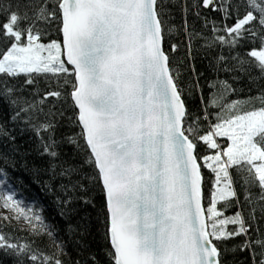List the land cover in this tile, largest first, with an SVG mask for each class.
<instances>
[{"label":"snow or ice","instance_id":"6c2138e0","mask_svg":"<svg viewBox=\"0 0 264 264\" xmlns=\"http://www.w3.org/2000/svg\"><path fill=\"white\" fill-rule=\"evenodd\" d=\"M167 2L0 0V43L6 46L0 50V103L9 108L11 121L23 120L36 135L41 155L49 157L52 179L67 180L60 184L66 197L58 199L60 204L70 211L77 200L92 204L90 186H100L107 211L109 264H227L225 257L237 248L251 249L253 264H264V233L257 227L252 239L248 236L252 226L246 222L264 219V89L256 97L229 101L236 89L227 81H216L209 87L218 85V90L207 102L201 93L203 107L190 115L178 75L162 48ZM193 6L197 17L201 7L220 13L219 23L204 18L212 32L207 47L218 44L235 50L244 42H259V48L244 54L247 59L231 56L234 63L223 70L247 75L250 82L264 80V0H195ZM229 19L234 20L232 25L227 24ZM184 27L187 31V21ZM52 33L62 35V40L42 42ZM187 35L191 42L200 34ZM176 48L172 45L173 51ZM226 59L221 55L217 63ZM251 69L259 75L253 78ZM21 74L26 77L23 84L11 82ZM41 74H50L45 78L55 80L57 90L46 91L39 99L26 97L24 91ZM68 85L71 91L65 95L62 89ZM193 87L199 88L198 81ZM38 95V90L32 93ZM69 98L71 107L78 109L75 119L69 120L81 130L57 141L53 133L64 111L55 103L45 111V105L50 99ZM256 101L260 107L246 110ZM203 122L208 130L200 135ZM217 137H227V147L222 148ZM3 139L15 141L0 124ZM200 142L215 153L198 158ZM61 143L86 152L85 159L81 163L61 159L57 151ZM198 159L215 174L207 208ZM0 161L7 165V155L0 153ZM85 165L93 166L91 174L84 171ZM233 167L241 173L243 202L233 186L229 172ZM7 175L0 167L4 177L0 208L6 212L0 213V256L11 264H65L64 244L55 229L38 210L16 199ZM252 188L259 189L258 196L252 195ZM233 201L240 210L225 215ZM221 202L224 211L217 207ZM245 204L251 208L247 218ZM13 220H23L26 227L18 230L33 239L6 232L14 227ZM229 225L235 227L229 230ZM242 235L244 243L228 247L227 241ZM42 237L49 239L54 253L35 246Z\"/></svg>","mask_w":264,"mask_h":264},{"label":"trees","instance_id":"16d2710c","mask_svg":"<svg viewBox=\"0 0 264 264\" xmlns=\"http://www.w3.org/2000/svg\"><path fill=\"white\" fill-rule=\"evenodd\" d=\"M194 2L195 0H168L166 6L167 14L162 18L164 21L162 48L169 57V67L173 69V74L178 75L177 83L184 90L183 98L189 114L201 111L203 107L201 93L204 101L207 102L211 94L218 90V85L217 88L209 87L210 84L216 81H227L232 88L236 89L235 93L229 94L227 98L229 101L258 96L261 90L264 89V80L254 79V82H250L247 75L239 72H225L223 69L224 67H231L234 63L231 60V56L239 54L241 58L247 59L244 54L254 47L259 48V42L257 41L255 44L244 42L243 47H238L235 50L227 46L221 47L218 44L207 47L206 40L212 36V32L210 25L205 27L204 18L215 19L219 23L221 19L220 13L201 7L199 9L200 17H197L195 15L197 9L193 6ZM185 8H187V11H184ZM241 12H243V9H241ZM185 21H187L189 26L187 31L200 34L195 36L191 42L184 27ZM233 23L234 20L232 19L227 21L228 25ZM170 28L173 30L169 31ZM51 39L62 40V35L52 33L44 37L42 42L48 43ZM172 45L177 46L175 51H173ZM5 49L6 46L0 43V50ZM221 55L227 59L224 62L217 63ZM47 75L50 74L37 75V83L29 86L23 94L31 99H39L46 91L57 90L56 81L52 80L49 82L45 78ZM251 75L255 78L259 74L255 69H251ZM234 76L239 77V79H234ZM25 79V75L21 74L19 78H14L11 82L23 84ZM197 81L199 88H194L193 86ZM60 83L62 84L63 80H60ZM189 89H192V91L189 92ZM37 90L39 95L32 96V93ZM62 91L67 95L71 91V85H68L67 89H62ZM52 103L56 104L57 109L64 111L63 119L58 118V124L53 133L54 138L57 141H62L68 135L78 134L81 130L80 127L69 120V117L75 119L78 112L77 109L71 107V99L69 98L67 102L63 99L59 101L50 99L46 102L45 111ZM253 107H260V103L256 101L249 105L246 110H251ZM209 111L216 112L218 109H209ZM11 114L7 105L0 103V124L5 125L10 136L15 138L14 143L8 139L0 140V153L6 154L8 157L7 165L0 161V167H3L7 172V184L15 190L16 199L22 200L25 206L30 205L34 210H38L44 222L55 229L57 239L64 244L66 255H63L61 259L64 260L65 264H75L76 261H79L80 264H109L106 255L109 244L105 239L107 211L100 186H90L91 191L88 195L92 198V204L85 205L82 201L77 200L70 206L71 211L67 206L60 204L58 199H66L60 190V184L67 183V180L52 179L51 172L47 170L49 157L41 155L42 150L39 148V141L36 135L26 128L23 120L19 122L11 121ZM211 122L215 123V119L212 118ZM207 130V122H203V130L199 134L203 135ZM217 138L221 143H227L224 138ZM79 143L83 145L84 141L82 138ZM13 148H17L18 151L13 152ZM57 151L60 152L61 159L74 163H81L87 155L86 152H76L74 146L66 143H61ZM215 151L214 149H207L206 145L200 142L197 145L196 155L199 158L213 155ZM198 162L201 164L203 205L207 208L210 194L213 190L212 185L215 174L211 169L204 166L202 160L198 159ZM84 171L91 174L93 166L85 165ZM229 172L233 178V186L237 191L238 197L243 202L245 193L240 183L241 173L235 167L231 168ZM3 178L0 177V179ZM73 179H76V177H73ZM85 183L87 182L85 181ZM250 191L254 197L259 194L258 188H252ZM233 205V207L225 211V215H233L237 210H240L239 206L235 205V201H233ZM217 207L219 210L224 211L222 202ZM62 210L64 211L63 215H61ZM250 210V206L245 204L243 215L246 218ZM0 213L6 214L3 208H0ZM259 215V212H257L258 217ZM246 222L252 226V231L248 234L252 239L256 238L255 229L257 227H259L261 233H264V219ZM12 225L14 227H7L5 231L15 236L27 237L29 240L33 239L26 231L18 230L26 227L23 220H13ZM228 227L229 230H232L235 226L229 225ZM245 239L246 237L242 235L227 241V245L231 248L234 245L244 243ZM49 244V239L42 237L36 239L35 246L45 253L52 254L55 248L49 247ZM218 246L223 247V245ZM91 257H95V261ZM0 260H3V264H11L10 259H4L2 256H0ZM225 260L227 264H253L251 249L241 251L237 248L235 252H230L225 257Z\"/></svg>","mask_w":264,"mask_h":264},{"label":"rangeland","instance_id":"374dc122","mask_svg":"<svg viewBox=\"0 0 264 264\" xmlns=\"http://www.w3.org/2000/svg\"><path fill=\"white\" fill-rule=\"evenodd\" d=\"M222 138H224L227 143H225V142H224L225 144L224 143H221L218 138L216 139L217 140V143L220 144L222 148H223V146L227 147V145L229 143V141L227 140V137H222Z\"/></svg>","mask_w":264,"mask_h":264},{"label":"water","instance_id":"95a60500","mask_svg":"<svg viewBox=\"0 0 264 264\" xmlns=\"http://www.w3.org/2000/svg\"><path fill=\"white\" fill-rule=\"evenodd\" d=\"M77 111H78V109H77Z\"/></svg>","mask_w":264,"mask_h":264}]
</instances>
